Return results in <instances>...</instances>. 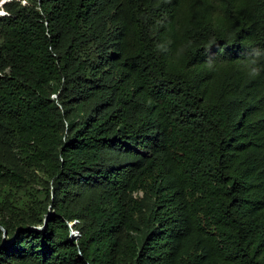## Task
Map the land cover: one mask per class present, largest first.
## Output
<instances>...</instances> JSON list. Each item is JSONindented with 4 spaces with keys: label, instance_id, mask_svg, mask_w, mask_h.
<instances>
[{
    "label": "trees",
    "instance_id": "16d2710c",
    "mask_svg": "<svg viewBox=\"0 0 264 264\" xmlns=\"http://www.w3.org/2000/svg\"><path fill=\"white\" fill-rule=\"evenodd\" d=\"M0 264H264V0H0Z\"/></svg>",
    "mask_w": 264,
    "mask_h": 264
},
{
    "label": "water",
    "instance_id": "95a60500",
    "mask_svg": "<svg viewBox=\"0 0 264 264\" xmlns=\"http://www.w3.org/2000/svg\"><path fill=\"white\" fill-rule=\"evenodd\" d=\"M52 211H47L45 214H44V216H43V220H42V224L41 225H39V226H33V227H35V228H38V229H40V228H42L43 226H44V224H45V221H46V217H47V215L49 214V213H51ZM3 234H4V231H3ZM71 236V231H69V237Z\"/></svg>",
    "mask_w": 264,
    "mask_h": 264
},
{
    "label": "rangeland",
    "instance_id": "374dc122",
    "mask_svg": "<svg viewBox=\"0 0 264 264\" xmlns=\"http://www.w3.org/2000/svg\"><path fill=\"white\" fill-rule=\"evenodd\" d=\"M23 2V0H20V3H22ZM56 96V94H51V97H55ZM140 193V192H139ZM48 211H52L51 209H48ZM74 221V220H73ZM73 221H71V222H69L68 223V225L70 224V223H72ZM70 231H71V234H72V229L70 228Z\"/></svg>",
    "mask_w": 264,
    "mask_h": 264
}]
</instances>
